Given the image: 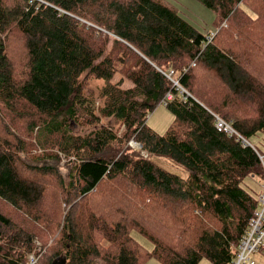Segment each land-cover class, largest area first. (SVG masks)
<instances>
[{
  "label": "trees",
  "instance_id": "obj_1",
  "mask_svg": "<svg viewBox=\"0 0 264 264\" xmlns=\"http://www.w3.org/2000/svg\"><path fill=\"white\" fill-rule=\"evenodd\" d=\"M199 1L211 41L159 0H0V264L233 261L264 184V74L230 19L264 0Z\"/></svg>",
  "mask_w": 264,
  "mask_h": 264
},
{
  "label": "rangeland",
  "instance_id": "obj_2",
  "mask_svg": "<svg viewBox=\"0 0 264 264\" xmlns=\"http://www.w3.org/2000/svg\"><path fill=\"white\" fill-rule=\"evenodd\" d=\"M161 3L167 5L170 8L175 9L178 14L187 20L191 25H193L197 30L202 33L207 34L215 33L218 29V23L216 21V15L212 9L207 8L204 6L199 0H159ZM257 3V2H255ZM249 6L255 8L257 11L258 17L255 20H251L246 16H238L233 17L230 19L231 22H237L242 28V36L239 37V40L245 39L244 46L248 49L252 50L253 52L260 53V60H257L254 64L255 68H260V72L264 74V54L260 51L264 49V4H261V7H255L253 1L249 2ZM236 16V15H235ZM255 17V15H254ZM225 27V26H224ZM228 29V27H225ZM215 35V34H214ZM236 35H233V38ZM233 45H236L234 41H232ZM119 78H123L121 74L117 73L114 77L113 81L118 80ZM103 84L102 80H90L89 87L94 89L95 91L100 88ZM130 86L129 81L124 82V87ZM96 105V104H95ZM174 116L172 113L166 108L165 104L161 103L157 105L152 112L149 113L147 117V124L152 127L156 132L162 134L164 133L170 124L173 122ZM103 118L100 120V124H107L109 126L115 127V123L112 120H108ZM87 129L78 127L73 122L70 123V131L72 134L75 133H83ZM131 141L129 144L135 149L139 150V148L132 145ZM137 143V142H134ZM252 143L257 146L260 151L264 155V131L258 132L255 136L250 138V144ZM35 151H27V154H22L23 157H35ZM65 159L63 158L61 164ZM171 171L178 167L175 166L173 163L168 166ZM247 185H244L246 188L250 187L252 182L246 181ZM258 189V188H257ZM256 190V189H255ZM263 190V188H262ZM261 190V191H262ZM133 237L137 240V242L147 251H149L152 247L151 243L144 238L143 236L139 235L136 232H132ZM36 250H40V243L37 241L36 243ZM251 257L253 258L255 264H264V247L260 248L256 252H253ZM28 258V257H27ZM94 264H104L102 261H96ZM144 264H162L159 260L153 257H148L145 260ZM199 264H211L207 259H202Z\"/></svg>",
  "mask_w": 264,
  "mask_h": 264
},
{
  "label": "built area",
  "instance_id": "obj_3",
  "mask_svg": "<svg viewBox=\"0 0 264 264\" xmlns=\"http://www.w3.org/2000/svg\"><path fill=\"white\" fill-rule=\"evenodd\" d=\"M214 33L209 35V40L211 41ZM169 74H172L170 71ZM168 74V76H170ZM177 82L175 81V84ZM166 99H172L171 93L166 94ZM166 104V101H162ZM215 128L219 132H223L227 135H237V132L233 127L222 121L217 115H215ZM132 145L139 148L137 144L132 142ZM259 158L263 164L264 169V155L259 154ZM264 247V184L263 190L258 195V207L254 214L251 216L248 222L247 229L245 230L242 238L240 239L237 247V251L233 261L230 264H255L253 258L251 257L253 252H256L260 248ZM28 264H38L36 257L31 254L28 256Z\"/></svg>",
  "mask_w": 264,
  "mask_h": 264
},
{
  "label": "water",
  "instance_id": "obj_4",
  "mask_svg": "<svg viewBox=\"0 0 264 264\" xmlns=\"http://www.w3.org/2000/svg\"><path fill=\"white\" fill-rule=\"evenodd\" d=\"M135 144H137V145L140 146L139 143H135ZM64 262H65V258H64L62 255H60V256L56 257V258L52 261L51 264H64Z\"/></svg>",
  "mask_w": 264,
  "mask_h": 264
},
{
  "label": "bare ground",
  "instance_id": "obj_5",
  "mask_svg": "<svg viewBox=\"0 0 264 264\" xmlns=\"http://www.w3.org/2000/svg\"><path fill=\"white\" fill-rule=\"evenodd\" d=\"M222 120V119H221ZM223 121V120H222ZM226 123V122H225ZM226 124H228V123H226ZM229 125V124H228ZM238 135V134H237ZM243 141H245V140H243ZM246 142V141H245ZM247 143V142H246Z\"/></svg>",
  "mask_w": 264,
  "mask_h": 264
}]
</instances>
